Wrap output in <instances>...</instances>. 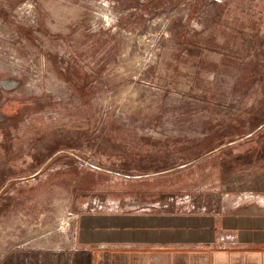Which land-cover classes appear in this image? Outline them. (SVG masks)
<instances>
[{
  "label": "rangeland",
  "instance_id": "obj_1",
  "mask_svg": "<svg viewBox=\"0 0 264 264\" xmlns=\"http://www.w3.org/2000/svg\"><path fill=\"white\" fill-rule=\"evenodd\" d=\"M6 170L0 260L60 245L75 184L169 210L264 198V0H0Z\"/></svg>",
  "mask_w": 264,
  "mask_h": 264
},
{
  "label": "crops",
  "instance_id": "obj_2",
  "mask_svg": "<svg viewBox=\"0 0 264 264\" xmlns=\"http://www.w3.org/2000/svg\"><path fill=\"white\" fill-rule=\"evenodd\" d=\"M74 187L77 209L60 245L25 247L0 264H264L262 196L244 198L250 205L243 209L183 211L180 202L166 208L171 200L157 209L155 202L103 200Z\"/></svg>",
  "mask_w": 264,
  "mask_h": 264
},
{
  "label": "trees",
  "instance_id": "obj_3",
  "mask_svg": "<svg viewBox=\"0 0 264 264\" xmlns=\"http://www.w3.org/2000/svg\"><path fill=\"white\" fill-rule=\"evenodd\" d=\"M235 131L238 133V132H240V133H242L243 131H241V127L239 126V127H236V129H235ZM226 134L224 133V132H222V131H219L218 132V137H220V139L222 138V137H224ZM218 144L217 143H215V141H214V138L211 136V137H206L204 140H203V142L200 144V145H197L196 147H194V150H195V152H198V153H205L207 150H211V149H214L216 146H217ZM58 149H57V147H52V148H50V152H51V154L50 155H52L53 153H55L56 151H57ZM36 159H35V161H34V165H42L44 162H43V158H42V156L41 157H38V156H36L35 157ZM13 170H10V171H8V170H6V171H2L1 173H0V190L5 186V183L7 182V179L8 178H10L11 176L10 175H12L13 173ZM17 182V180L15 179V180H13L10 184H15ZM7 189H8V187H6L1 193H0V198L1 197H3V195L6 193V191H7ZM4 208H2V210H3ZM5 211V210H4ZM1 213V212H0Z\"/></svg>",
  "mask_w": 264,
  "mask_h": 264
},
{
  "label": "built area",
  "instance_id": "obj_4",
  "mask_svg": "<svg viewBox=\"0 0 264 264\" xmlns=\"http://www.w3.org/2000/svg\"><path fill=\"white\" fill-rule=\"evenodd\" d=\"M214 1H216V2H218V3H219V2H222V0H214Z\"/></svg>",
  "mask_w": 264,
  "mask_h": 264
}]
</instances>
